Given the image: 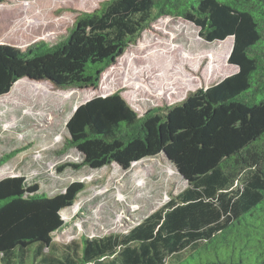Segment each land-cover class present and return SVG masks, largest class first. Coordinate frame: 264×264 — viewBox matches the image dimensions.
<instances>
[{"label": "trees", "instance_id": "obj_1", "mask_svg": "<svg viewBox=\"0 0 264 264\" xmlns=\"http://www.w3.org/2000/svg\"><path fill=\"white\" fill-rule=\"evenodd\" d=\"M161 16L194 24L205 42L232 38L228 63L236 70L142 115L119 91L92 97L66 123L65 149L83 158L66 165L127 170L163 154L187 186L126 233L63 243L53 236L65 225L61 212L84 183L49 195L23 175L1 178V264H264V0H106L80 12L56 44L21 51L0 43V97L23 78L98 87Z\"/></svg>", "mask_w": 264, "mask_h": 264}, {"label": "rangeland", "instance_id": "obj_2", "mask_svg": "<svg viewBox=\"0 0 264 264\" xmlns=\"http://www.w3.org/2000/svg\"><path fill=\"white\" fill-rule=\"evenodd\" d=\"M104 1L0 0V43L21 51L40 42L56 44L80 12H91ZM224 41L205 42L194 24L161 16L102 73L96 88L59 89L48 81L19 80L0 97V157L20 150L0 165V179L23 175L49 195L71 182L84 183L74 205L61 212L65 225L53 235L57 242L126 233L187 183L163 154L127 170L115 163L97 169L66 165L83 160L76 149H65L69 117L92 97L115 91L139 115L201 93L236 70L228 63L233 40Z\"/></svg>", "mask_w": 264, "mask_h": 264}]
</instances>
